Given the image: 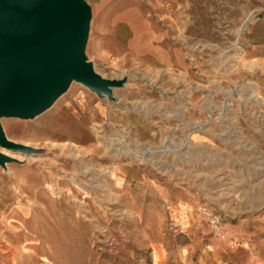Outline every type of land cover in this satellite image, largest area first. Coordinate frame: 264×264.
Here are the masks:
<instances>
[{
  "label": "rangeland",
  "instance_id": "1",
  "mask_svg": "<svg viewBox=\"0 0 264 264\" xmlns=\"http://www.w3.org/2000/svg\"><path fill=\"white\" fill-rule=\"evenodd\" d=\"M130 1L101 54L80 0L113 99L71 80L37 116H0L32 151L0 147V264H264V0H183V26L152 13L151 31Z\"/></svg>",
  "mask_w": 264,
  "mask_h": 264
},
{
  "label": "water",
  "instance_id": "2",
  "mask_svg": "<svg viewBox=\"0 0 264 264\" xmlns=\"http://www.w3.org/2000/svg\"><path fill=\"white\" fill-rule=\"evenodd\" d=\"M88 17L80 0H0V116H37L71 80L112 99L121 83L101 78L80 52ZM0 147L32 152L9 142L1 127ZM8 160L0 153V163Z\"/></svg>",
  "mask_w": 264,
  "mask_h": 264
},
{
  "label": "crops",
  "instance_id": "3",
  "mask_svg": "<svg viewBox=\"0 0 264 264\" xmlns=\"http://www.w3.org/2000/svg\"><path fill=\"white\" fill-rule=\"evenodd\" d=\"M87 3L91 5L92 9L96 10L99 18L97 29L102 35L98 39L97 48L101 51V54H104V52L109 53L106 41L107 34L110 33L108 29L111 26H116L118 19H122L124 15L119 14V9L117 10L115 4L116 0H87ZM141 3L144 5L142 7L143 10L140 7ZM129 4L132 8V14H134L133 17L140 19V24L143 22L144 31H151L150 29L153 26L149 19L142 18L152 13L160 15L163 18L162 20H164L163 25L166 24L168 29L178 30V28L183 26L184 18L182 17L185 7L183 0H132V3L130 1ZM147 46H150V44L147 43Z\"/></svg>",
  "mask_w": 264,
  "mask_h": 264
},
{
  "label": "built area",
  "instance_id": "4",
  "mask_svg": "<svg viewBox=\"0 0 264 264\" xmlns=\"http://www.w3.org/2000/svg\"><path fill=\"white\" fill-rule=\"evenodd\" d=\"M249 19L251 16H247ZM199 213L203 215L206 220H208L209 225L211 228L216 232H221L222 230V221L220 219V215L210 211L206 206L199 207Z\"/></svg>",
  "mask_w": 264,
  "mask_h": 264
},
{
  "label": "bare ground",
  "instance_id": "5",
  "mask_svg": "<svg viewBox=\"0 0 264 264\" xmlns=\"http://www.w3.org/2000/svg\"><path fill=\"white\" fill-rule=\"evenodd\" d=\"M113 99V98H112ZM1 150H3L4 151V149H1ZM6 151V150H5ZM2 155H4V156H6V157H8L7 156V153L6 152H0ZM9 153V152H8ZM9 158V157H8Z\"/></svg>",
  "mask_w": 264,
  "mask_h": 264
}]
</instances>
